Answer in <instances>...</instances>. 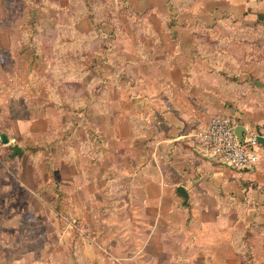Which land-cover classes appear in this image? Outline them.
<instances>
[{
	"label": "rangeland",
	"instance_id": "rangeland-1",
	"mask_svg": "<svg viewBox=\"0 0 264 264\" xmlns=\"http://www.w3.org/2000/svg\"><path fill=\"white\" fill-rule=\"evenodd\" d=\"M130 1L0 0V129H9V108L21 113L38 108L46 114L61 106L73 114L64 129L52 120L49 140H41L46 145L40 147L46 150L41 151L40 168L47 171L45 179L51 178L40 186V213L12 215L8 221L9 216L0 212V264H264V228L253 229L250 262L241 241L245 225L231 229L227 224L230 229L221 237L229 245L220 250L210 235L203 238L197 233L204 225L199 209L189 220L175 213L171 226L160 222L150 231L154 216L134 193L129 174L142 177L155 151L158 162L164 159L165 143H160L159 133L165 120L158 112L150 115L152 93L145 88L146 81L136 77L137 69L127 56L120 54L123 34L140 33L145 37L140 42L146 44L148 32L167 31L180 18L194 28L191 34L181 31L187 35L184 39L171 32L167 46L179 42L181 52L170 51L166 58L196 63L195 78L205 80L214 94L210 117L229 115L264 133V0H137V10ZM149 16L157 25L149 24ZM35 18L37 60L20 53L26 45L25 24ZM143 32L147 33L142 37ZM118 100L124 101L122 108L143 117L134 135L120 137L113 131ZM198 128L188 129L193 133ZM70 143L76 144L75 184L58 185L60 177L72 176L68 169L62 174L56 169L68 161ZM134 159L140 161L139 167L131 165ZM259 166L260 162L252 169ZM137 185L141 187V182ZM56 189L66 194L59 210L50 204ZM243 200L232 205L242 215L248 204ZM197 201L207 203L193 199L191 204L197 206ZM221 201L231 205L229 199ZM4 241L11 243L10 250Z\"/></svg>",
	"mask_w": 264,
	"mask_h": 264
},
{
	"label": "crops",
	"instance_id": "crops-1",
	"mask_svg": "<svg viewBox=\"0 0 264 264\" xmlns=\"http://www.w3.org/2000/svg\"><path fill=\"white\" fill-rule=\"evenodd\" d=\"M130 2L137 10V0ZM148 18L151 19L150 25L152 23L157 25L158 22L154 16ZM193 28L188 27L179 18L167 31H150L151 34L148 32L149 37L146 44L140 42L145 37L140 38L138 36L140 33L137 34L135 31L132 35L123 34L124 36L120 40L122 43L120 54L127 56V61L133 65V68L137 69L136 72L139 76L135 74L136 77L145 80V88L148 89L149 94L152 93L148 101L150 103V115L155 116V113L158 112L165 120V126L159 133L160 143H165L163 146V149L166 150L164 159H160L158 162L155 151L154 158L151 157L149 162L146 161L144 166L146 170L142 177L137 172L129 175L134 183V193L144 201L147 214L154 216L153 222L149 223L150 231H155V226H158L160 222L164 226H171L175 213L179 214L182 219L189 220L190 213L199 209L204 225L198 227L197 233H200L203 238L204 234L207 233L220 250H225L224 247H228L229 240H224L221 236L230 229L227 224L231 226V229H233L232 226H238L240 223H243L241 226L251 224L264 226V146H262L261 158L263 156V159H260V166L245 170L228 168L213 159L202 156L193 147L191 137H194L199 128L211 118L210 112L214 104V94L207 89L205 80L195 78L196 63L193 64L192 61V63L184 62L182 64L179 61L168 60L169 57L166 58L170 51H173L175 55H179L181 52L179 42L172 48L167 46L168 40L172 42L171 32L176 31L174 33L179 38L184 39L187 38V35H183L181 31L186 30L191 34L190 30ZM146 33L143 32L142 37ZM152 38H155L157 42L152 41ZM184 52L188 54L187 50ZM154 55L155 57L159 56L160 61L156 62L160 63L159 69H156V64H154L156 60ZM154 70H157L159 74L156 75ZM203 86H205L204 90H198V87ZM140 101L142 102L143 99ZM118 103L120 104V112L115 118L113 131L120 137L126 134L128 136L134 135L138 129L137 122H141L143 117L139 113L136 114L135 111L122 108L121 104L124 101L118 100ZM14 104L15 102L12 103L13 106ZM64 109V107L55 106L52 112L46 114L40 113L38 108L30 111L25 110L23 113L16 109H8L9 129L0 133L6 132L10 137V143L18 144L22 148L21 155L12 157L10 146L2 143V141L0 144V155L3 153L10 160L9 162L0 161V207L5 210L2 211L0 208V212L9 216L8 221L12 220V215L35 216L40 213V186L45 182L48 183L47 181L51 178L49 171L48 180L45 179L47 171L44 172L40 168L41 151L45 152L46 150V147L40 146H45L46 144L42 142L49 140L52 120L57 123V119L64 129L66 119L68 118L70 122L73 118L71 110L66 111ZM50 113L52 117H50ZM191 125L198 126V130L191 133L188 129ZM71 131L70 129L69 132ZM260 133L264 135L263 132ZM75 145V143H70L68 146L70 149L68 161H62L60 156L62 164L56 169H68L72 172V176L68 179L63 176V178L60 177L61 182H58V185L68 184L72 186L75 184L73 179L77 173V161L73 157ZM202 158H205L207 162ZM130 161L132 166H140L139 160ZM63 171L60 173L62 174ZM242 171L244 173H241ZM138 182H141V187L136 186ZM180 185L184 186L189 193V205L184 203V198L177 192V187ZM56 192L51 205L57 201L59 203L66 195H62L59 189H56ZM133 197L136 199L135 196ZM193 199L207 200L208 204L197 201V206H193L191 204ZM209 199L213 200L211 205L208 202ZM221 199L231 200V205L223 206ZM236 199H244L243 201L248 202L243 215L241 211H236L237 209L234 210L232 207V205H236ZM178 203L180 208H177ZM53 207L56 210V205ZM223 224L224 226H221ZM166 237L167 233L164 234V238ZM4 246H8L9 250L12 247L11 243L7 244V241H4ZM0 247L2 248L1 245ZM5 252H7L6 249ZM196 258L195 254L191 260L195 262ZM191 260L188 261L192 263Z\"/></svg>",
	"mask_w": 264,
	"mask_h": 264
},
{
	"label": "built area",
	"instance_id": "built-area-1",
	"mask_svg": "<svg viewBox=\"0 0 264 264\" xmlns=\"http://www.w3.org/2000/svg\"><path fill=\"white\" fill-rule=\"evenodd\" d=\"M240 124L244 125L229 115L212 116L194 135L196 150L202 156L228 168L236 170L252 168L261 159L262 144L258 138L263 134L244 125L246 130L240 140L236 135V128Z\"/></svg>",
	"mask_w": 264,
	"mask_h": 264
},
{
	"label": "trees",
	"instance_id": "trees-1",
	"mask_svg": "<svg viewBox=\"0 0 264 264\" xmlns=\"http://www.w3.org/2000/svg\"><path fill=\"white\" fill-rule=\"evenodd\" d=\"M92 14V13H91ZM91 18L93 17V14L91 15ZM175 20H173L171 24H174ZM39 24L37 18L35 19H31L29 22H27L25 24L27 33L26 36H24L23 41H24V48L23 50L20 51V53L22 55H25L26 57H33L35 60L38 59L39 56V50H38V46L37 43L35 42V39H37V35H38V27L37 25ZM242 123V122H240ZM3 130H7V129H0V132ZM2 156V160L4 162H9L10 160L7 158V155L5 154H1ZM63 195V194H62ZM56 208L59 210L60 209V205H58V201L55 203ZM182 205L184 206V204L182 203ZM254 227L257 228H264V226H253V224L245 226V228L243 229V235L241 238L242 244H243V254L246 255V258L250 261V262H254Z\"/></svg>",
	"mask_w": 264,
	"mask_h": 264
},
{
	"label": "water",
	"instance_id": "water-1",
	"mask_svg": "<svg viewBox=\"0 0 264 264\" xmlns=\"http://www.w3.org/2000/svg\"><path fill=\"white\" fill-rule=\"evenodd\" d=\"M246 130V127L244 125H238L236 128V135L238 136V138L240 140H242L243 138V132ZM0 139L2 141V143L4 144H8V146H10L12 152H11V156L15 157L16 155H21L22 154V148L18 145V144H11L10 143V137L8 136V134L6 132H2L0 133ZM259 142L262 144V146H264V135H260L259 136ZM177 192L184 198V203L187 204L188 203V199H189V193L187 191V189L180 185L177 187Z\"/></svg>",
	"mask_w": 264,
	"mask_h": 264
}]
</instances>
